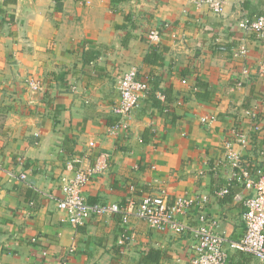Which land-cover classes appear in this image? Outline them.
I'll return each mask as SVG.
<instances>
[{
    "label": "crops",
    "instance_id": "0c3cea01",
    "mask_svg": "<svg viewBox=\"0 0 264 264\" xmlns=\"http://www.w3.org/2000/svg\"><path fill=\"white\" fill-rule=\"evenodd\" d=\"M260 15L264 0H224L220 12L199 0H0V264H192L191 230L131 217L134 238L122 245L120 214L66 221L57 200L73 158L109 162L84 189L90 203L187 194L198 204L180 220L197 228L206 214L240 239L255 189L224 153L232 141L252 175L264 172V40L242 26ZM242 45L247 55L236 56ZM154 47L163 61L146 63ZM133 67L159 80L164 109L149 93L112 134L119 81ZM228 250V264H264Z\"/></svg>",
    "mask_w": 264,
    "mask_h": 264
},
{
    "label": "built area",
    "instance_id": "2783aa9c",
    "mask_svg": "<svg viewBox=\"0 0 264 264\" xmlns=\"http://www.w3.org/2000/svg\"><path fill=\"white\" fill-rule=\"evenodd\" d=\"M199 2L209 4L215 12H220L224 4V0H199ZM242 26L246 32L264 40V15L245 19ZM148 37L153 44L157 45L161 42V33L157 29L151 30ZM247 53L248 48L245 45L234 50L236 56H245ZM261 69L264 70V63ZM28 85L33 90L42 88V84L33 79H28ZM119 90L120 99L114 106L117 119L109 128L112 134L129 125L128 119L139 106V100L149 93L150 82L140 77L139 69L133 67L119 81ZM252 115L255 117L256 113ZM238 142L247 146V136L240 134ZM89 144L94 146L95 142L91 141ZM224 154L233 169L234 178L243 179L248 188L255 189L252 196L243 199L246 229L244 235L238 240H230L216 231L217 221L206 214L201 215V224L197 228L180 220L179 214L186 213L192 206L198 204L196 198L187 194L177 196L173 201L165 193L147 194L139 202L129 198L125 205L116 202H88L84 196V189L94 176L101 175L107 170L109 162L106 155L95 163H86L82 158H73L69 162L73 174L63 178L64 195L57 200V206L65 211L64 219L73 226L84 225L93 216L120 214L122 232L119 243L122 245L131 244L134 238V233L128 225L131 217L145 220L152 227L161 230L169 228L177 233L191 230L197 237V243L193 247L192 264H228V248L251 254L258 260L264 261V172L258 171L257 177L252 175L243 166L242 155L234 149L232 141L226 142ZM131 189L134 187L131 186ZM221 193H229V191L224 189Z\"/></svg>",
    "mask_w": 264,
    "mask_h": 264
},
{
    "label": "trees",
    "instance_id": "16d2710c",
    "mask_svg": "<svg viewBox=\"0 0 264 264\" xmlns=\"http://www.w3.org/2000/svg\"><path fill=\"white\" fill-rule=\"evenodd\" d=\"M123 1H125V0H112V2L114 4H118V3H121ZM162 61H163L162 53L158 51L157 47L152 48V50L145 57V62L146 63H150V64L151 63L158 64V63H160ZM149 82H150L149 93L153 95L152 97H153V99H155V102H156L157 106H159L162 109H164V106L161 104V101H159V99L156 98V96H155V91L160 89L159 80L156 79V78H152V79L149 80ZM165 93H166V98L169 100L170 99L169 92H165ZM151 251L153 252V251H156V250L153 249Z\"/></svg>",
    "mask_w": 264,
    "mask_h": 264
}]
</instances>
